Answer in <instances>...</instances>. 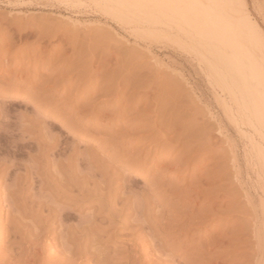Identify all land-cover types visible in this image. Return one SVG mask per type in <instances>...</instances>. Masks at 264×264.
<instances>
[{
  "label": "rangeland",
  "instance_id": "374dc122",
  "mask_svg": "<svg viewBox=\"0 0 264 264\" xmlns=\"http://www.w3.org/2000/svg\"><path fill=\"white\" fill-rule=\"evenodd\" d=\"M245 1L261 30L257 38L264 57V0ZM181 14L166 10L159 0H0V264H264V113L248 82L255 79L230 67L224 48L187 25ZM121 79L135 87L123 81L118 89ZM108 80H117L116 86L107 85ZM102 88L110 94H102ZM124 95L132 102L142 95L151 98L148 104L155 109L160 103L157 111L168 109L169 119L180 114L177 120L164 118L181 128H174L169 139L185 129L183 143L164 140L162 155H147L156 147L139 141L143 128L129 126L140 116L146 119L152 106L144 103L147 113L139 117L135 107L123 113L131 103ZM205 132L207 145L202 144ZM187 138L196 147L190 169L166 172L179 164L173 160L181 158V144L191 143ZM130 155H140L141 167L125 162ZM102 176L114 177L118 193L125 183L136 192H149L130 202L140 212L151 201L144 210L153 215L142 211L140 220L151 214L164 228L167 217L157 216L163 206L155 205L154 186L162 181L165 205L177 204L180 191L190 188L191 194L178 203L189 211L186 217L193 216L186 226L190 233L178 235L171 227L174 233H162L145 221L146 230L138 233L145 237L144 250L117 223L116 234L112 230L100 239L106 254L92 256L89 249L97 241L93 246L90 235L78 232L94 211L88 203L95 205L97 199L83 195L85 203L77 201L75 209L83 206L73 213L53 187L76 183L75 177L89 184ZM50 204L57 208L55 215ZM171 244H180L187 255H173Z\"/></svg>",
  "mask_w": 264,
  "mask_h": 264
},
{
  "label": "bare ground",
  "instance_id": "6f19581e",
  "mask_svg": "<svg viewBox=\"0 0 264 264\" xmlns=\"http://www.w3.org/2000/svg\"><path fill=\"white\" fill-rule=\"evenodd\" d=\"M157 1V0H156ZM159 2H160V4H161V6L162 7H164V8H166V10H173V11H175V10H177V9H179V10H181V12H182V17L184 18V21H185V23L187 24V25H192L194 28H198V29H200V31L203 33V34H206V35H208L209 37H210V39H212L214 42H216L219 46H221V47H223L224 48V53H225V55H226V59H227V63H228V65L230 66V67H232V68H234V69H236V70H238V71H240V72H242L246 77H248L249 79H255V80H248V82L251 84V85H253V87H254V95H255V102H256V104L259 106V108L260 109H262L263 110V113H264V57H263V48L259 45V43H258V38H257V34H259V32L261 31H259L258 30V25H257V23L253 20V18L251 17V12H250V10H249V7H248V5H247V2L245 1V0H159ZM171 12V11H170ZM178 13H179V11H177ZM166 13V12H165ZM168 15V14H167ZM259 31V32H258ZM261 34V33H260ZM200 40V39H199ZM202 40V39H201ZM262 41H263V44H264V39H262ZM104 50V49H103ZM95 51V49H93V51L92 52H94ZM96 51H97V49H96ZM101 50H99V52H100ZM105 51V50H104ZM108 52V51H107ZM107 52H105V53H107ZM78 53V52H77ZM77 53L75 54V56L77 55ZM83 52H80V54H82ZM89 53H91L90 51H89ZM88 53V54H89ZM95 53V52H94ZM96 53H98V52H96ZM100 53H102V52H100ZM103 54L104 53H102V56H103ZM79 55V54H78ZM77 55V56H78ZM87 55V54H86ZM108 55V54H107ZM73 56H74V54H73ZM72 56V57H73ZM77 56H76V58H77ZM83 56V55H82ZM88 56V55H87ZM87 56H85V57H87ZM93 56H95V55H93ZM93 56H92V58H93ZM81 57V56H80ZM84 57V56H83ZM98 57V56H97ZM97 57H95V58H97ZM107 58H108V56H107ZM87 59V58H86ZM102 59V58H101ZM105 61H106V56H105ZM65 60H67V59H65ZM80 61V58L79 59H76V62L77 61ZM82 60H83V58H82ZM81 60V61H82ZM90 60V59H89ZM88 60V61H89ZM97 60V59H96ZM99 60V59H98ZM101 62L103 61V60H100ZM112 61V60H111ZM262 61V62H261ZM74 62H75V60H74ZM76 62H75V64H76ZM85 61H82L81 63H84ZM91 62V61H90ZM113 62V61H112ZM65 63H66V61H65ZM87 63H89V62H87ZM103 63V62H102ZM109 62H107V64H108ZM90 64V63H89ZM100 64V63H99ZM74 65V64H73ZM78 65V64H77ZM83 65H86V63H84ZM94 65V64H93ZM106 65V64H105ZM64 66V65H63ZM79 66V65H78ZM65 67V66H64ZM63 67V68H64ZM68 67H70V65L68 66ZM84 67V66H83ZM82 67V68H83ZM88 67H90L89 65H88ZM104 67V66H103ZM72 68V67H71ZM75 68V67H74ZM80 68V67H79ZM91 68V67H90ZM96 68V67H95ZM70 70V69H69ZM72 70V69H71ZM74 70V69H73ZM76 70V69H75ZM81 71V70H80ZM98 71V70H97ZM127 71V70H126ZM67 72H69L68 70H67ZM73 72V71H72ZM74 72H76V71H74ZM73 72V73H74ZM92 72H94V71H92ZM123 72H124V70H123ZM71 73V72H70ZM86 73V72H85ZM100 73V72H99ZM122 73V72H121ZM78 74V73H77ZM82 74V73H81ZM101 74V73H100ZM99 74V75H100ZM104 74V73H103ZM83 75V74H82ZM81 75V76H82ZM122 75V74H121ZM125 75H127V73L125 72ZM125 75H122L123 77L125 76ZM80 76V77H81ZM83 76H86V75H83ZM91 76V75H90ZM118 76V75H117ZM122 76H120V77H122ZM80 77L78 78V80H80ZM94 77V76H93ZM116 77V76H115ZM143 77V76H142ZM141 77V78H142ZM91 78V77H90ZM125 78H126V76H125ZM128 79V78H127ZM122 80V79H121ZM120 80V81H121ZM129 80V79H128ZM127 80V81H128ZM91 81V80H90ZM111 81V80H110ZM110 81L108 80V84L107 85H109V86H111L112 84H116L117 83V80H115V82L116 83H114L113 81H111V82H113L112 84L110 83ZM119 81V80H118ZM123 81H125L126 82V80H122V82H118L115 86L119 89V88H121V83H123ZM136 81V80H135ZM146 81V80H145ZM106 82H107V80H106ZM129 82V81H128ZM133 82V81H132ZM141 82H142V80H141ZM110 83V84H109ZM134 83H137V82H134ZM145 83V82H144ZM144 83L142 82V84L144 85ZM125 84H127V82L125 83ZM140 84V83H139ZM142 84H140V85H142ZM93 85H95V84H93ZM106 85V86H107ZM114 85H113V87H114ZM124 85V84H123ZM130 84H127V86H129ZM136 85H138V84H136ZM142 85V86H143ZM96 86V85H95ZM108 86V87H109ZM131 86V85H130ZM132 86H134L133 84H132ZM132 86H131V88H132ZM125 87H126V85H125ZM135 87V86H134ZM137 87V86H136ZM139 87V86H138ZM137 87V88H138ZM117 88H116V90H117ZM128 88H130V87H128ZM140 88V87H139ZM138 88V89H139ZM143 88H146L145 86H143ZM103 90H104V88H102ZM101 89V93L102 94H104V92H105V94H110V91H108L107 92V90L108 89H105L104 91ZM134 89V88H133ZM136 89V88H135ZM115 90V88H114V91L117 93V91ZM123 90H124V88H122V92H123ZM100 91V90H99ZM113 93H115L113 90H111ZM145 92H146V94H147V91L145 90ZM151 92V91H150ZM119 93H121V91L119 90ZM142 93H143V91H142ZM98 94H100L99 92H98ZM123 94H127V91H126V93H123ZM122 93L120 94V95H123ZM144 94V93H143ZM145 94V95H146ZM117 95H119V94H117ZM145 95H142V96H140L139 98H137V100H135L134 102H132L133 100H131L130 101V99H127L126 97H125V95H124V97L127 99V100H129L128 102H127V104L129 103V102H131L130 103V105H128V106H125L126 108L124 109V111H123V113H126V111L128 110V109H130L131 107H135L134 109L136 110V111H138L139 112V114H138V116L137 117H139L140 116V114H142V115H144L143 113H147L146 111L148 110V106H147V108L145 109V108H143L142 109V105L144 104V103H146L147 101H148V99H149V101H151L150 99L151 98H148L147 96H146V98H145ZM99 96V95H98ZM108 96V95H107ZM134 96V95H133ZM132 96V97H133ZM118 97H120V96H118ZM131 97V98H132ZM95 98V97H94ZM93 99V98H92ZM121 99V98H120ZM119 99V100H120ZM122 99H123V96H122ZM125 99V101H127ZM134 99V98H133ZM153 100H154V98H153ZM152 100V101H153ZM121 102H122V100H121ZM120 102V103H121ZM119 103V102H118ZM119 103V104H120ZM123 103V102H122ZM151 103L152 102H149V104H148V102L145 104V105H151ZM155 103V102H154ZM99 104V103H98ZM158 104V103H157ZM120 105H122V104H120ZM144 105V106H145ZM154 105V104H153ZM156 105V104H155ZM117 106V105H116ZM143 106V107H144ZM152 106V105H151ZM176 106V105H175ZM119 107V106H118ZM116 108V107H115ZM141 108V109H140ZM154 109V107L152 106V107H150L149 108V110L150 111H152V113L153 114H155V116H156V119H153L152 120V118L153 117H155L154 115H152L153 117H150V115H151V112L150 111H148L150 114H147L145 117H146V119L145 118H143L142 116H140L141 118H137V119H135V121L133 122L132 121V124L129 126L130 128H135L136 129V127H141V129L143 128V130L141 131H139L138 133H143L142 135L140 134L139 136H140V138H138L139 139V141L140 142H143L142 144H144L146 147H148V146H152V147H156V149L154 150V151H152V149H150V150H148L147 152H146V154L147 155H150V154H152V153H159L158 155H162V153L165 151V149H166V145H164L163 144V141L165 140L166 142H170V144L172 145V144H177V142H179V141H182V143H183V140H181V137H183V138H185V137H187L186 135H184V134H186L184 131H185V129L183 130L182 129V131L181 130H179L182 134L180 135V134H177L176 133V136L174 137V138H168L169 137V134L171 133V132H173V130H174V128L176 129L177 128V130L180 128V127H176V122L174 123L173 121L171 122V123H169L165 118H167V117H169L168 116V114H170L171 112H170V110H171V108H169V112L170 113H168L167 114V112L166 111H168V109H164V107H163V111H162V106H161V109H158V111H162L163 113H164V116L163 117H161L162 116V114L163 113H158V111H157V108H160V103H159V107H157V108H155L154 110H151V109ZM133 109V108H132ZM173 109V108H172ZM118 110H119V108H118ZM165 110V111H164ZM172 111V110H171ZM175 111V110H174ZM165 113H166V115H167V117H165L166 115H165ZM173 114V113H172ZM175 115V114H174ZM177 115V114H176ZM180 115V114H179ZM178 115V116H179ZM171 116V115H170ZM178 116L176 117L175 116V118H174V116H172L173 118H174V120H177V118H178ZM148 117H150V118H148ZM165 117V118H164ZM171 117V119L173 120V118ZM180 118H181V116H179ZM147 118H148V120H151V122L149 121L148 122V120H147ZM180 118L178 119V120H180ZM145 119V120H144ZM167 119H169V118H167ZM171 119H169V120H171ZM147 120V121H146ZM166 121L168 122V123H166ZM178 123L180 124V121H178ZM207 124V123H206ZM205 125V124H204ZM203 125V126H204ZM209 125V124H208ZM211 126V125H210ZM212 127V126H211ZM204 128V127H203ZM207 128V127H206ZM206 128L204 129L205 131H206ZM209 128V127H208ZM208 128H207V131H208ZM181 129V128H180ZM174 131H176V130H174ZM179 131H177L178 133H180ZM187 132H189V131H187ZM206 133V134H205ZM204 133V139L205 140H203V143L202 144H206V143H209V136H208V134H207V132H205ZM115 135V134H114ZM153 135H154V137H153ZM187 135H188V137L190 136L188 133H187ZM185 136V137H184ZM191 138V137H190ZM190 138H187V139H190ZM175 140V142H173ZM190 142H191V139L189 140ZM172 142V143H171ZM186 143H188L187 145H185ZM194 142H191L190 144H189V142L188 141H186V142H184V144H181V146H183V148H182V151H181V158H179V159H174L173 160V162H178L179 164L178 165H172V167L170 168V167H168L167 169H165V171L166 172H168V170H173V171H175V173H179L180 171H182L183 169H185V168H187V169H190V165H191V162H192V160L193 159H191L192 158V156L193 155H195L194 153V149L196 148L195 147V145L193 144ZM147 144V145H146ZM163 144V145H162ZM169 144V143H168ZM167 144V145H168ZM144 145H142V146H144ZM179 145H180V143H179ZM179 145H178V148H179ZM207 145V144H206ZM205 145V146H206ZM170 146V145H169ZM168 147V146H167ZM172 148H173V146H171ZM174 147H177L176 145H174ZM201 148H202V146H201ZM206 148H207V146H206ZM173 149H177V148H173ZM162 150V151H161ZM206 150V149H205ZM161 151V152H160ZM197 151V150H196ZM145 152V148H143V150H140V153H144ZM205 152V151H204ZM139 153V152H138ZM137 155V154H136ZM136 155L135 156H133V157H135V158H133L131 155L129 156V158H126V160H125V162H127V163H132L130 166H132V167H134V168H139V167H141L140 166V160H139V157L138 156H140V155H138L137 156V158H136ZM185 158H189V161H187L184 165H180V163H182V162H184V159ZM193 158H194V156H193ZM172 160H170V162H171ZM165 163V162H164ZM161 164V163H160ZM129 165V164H128ZM171 166V165H170ZM165 168H166V166H165ZM170 168V169H169ZM162 170H164V168H162ZM76 178V183H73V182H68V183H65L63 186H59V187H57V186H54L53 188H54V190L58 193V195L59 196H61L62 198H64L65 200H64V203L65 204H67V205H69V206H72L71 208H74L75 209V206L77 205L78 206V204H77V201L80 203H85V202H83V198H82V196L83 195H87L88 193L92 196V197H94V199H97L96 201H97V204H93L95 201H92V202H89L88 204H89V208H94L93 210V212L91 213L90 212V214L89 215H87V217H85V218H88V219H86L87 221L85 222L86 224H88V225H86V227H88V228H84L82 231H81V229H80V231L78 230V228H77V230L79 231L78 233H80L81 232V234H83L84 236H87V235H90L91 237H88V239H90L89 241L91 242L90 244L91 245H93L94 244V242H96L97 241V247H94V248H86L85 246H83V247H85L86 249H89V250H91V251H89V252H91L90 254L93 256H95L96 254V256L99 258V256H101V255H103V254H106L105 252L103 253V251L101 250V248H100V243H101V241H100V239L102 240V238L103 237H105L106 235H107V233H109V231H112V230H114L115 231V234H116V230H118L117 229V223H120V224H122V225H125V227H127L128 229H129V231H127V238H130V240L131 241H134L135 243H136V245L138 246V248H142V249H144V250H147L146 249V247H145V242H144V240H145V237H141L138 233L140 232V231H142V230H146L145 228H146V226L148 227V226H150L152 223H155V224H157V226L156 227H158L159 226V230H160V232H162V233H164V232H167V230H169V231H171L172 229H169V227H171V228H173L174 230H175V232L176 233H178V235H180V234H189L190 233V228L188 229V227H186V226H188L189 224H191L193 221H192V214H188V217H186V214H185V212H189V211H187L186 210V208L185 207H180L179 208V206H181V205H179L178 203L182 200V199H184V197H182L183 195L185 196V195H190L191 194V190H190V188H188V190L186 191V192H183V191H180V189H178L179 191H180V193L179 194H181L182 196H181V198L179 197V199H181L180 201H178L177 202V204H170V205H165L166 203H165V201H164V199H162V198H164V197H166V193H164L163 192V189L161 190L160 188H162L161 187V185L163 184H161L160 185V183L162 182V181H160L159 182V184H158V187H159V189H158V187L156 186H154V184H156V183H152L151 185L152 186H154V189L153 188H151V189H153L154 190V192H158L157 194H158V198H157V201H158V203L156 202V204L155 205H157V204H159L161 207L163 206V209L162 210H160L158 213H157V216H159L160 218H163V217H167V219H165L166 221H165V225H166V227L164 228V227H162V222H155V221H153V219L151 220V217L153 218L154 216H151V212L153 211V210H151V211H149V210H144L145 209V207H151L152 205H150L151 204V201H150V204H148V202H147V204H146V202H145V207H144V209H142V211L144 212L145 211V213H146V211H148L147 213H151V214H147V218L144 220H140V215L139 214H141L142 213V211H138V210H140V208L138 209V208H135V207H133L134 206V204L132 203L131 204V202H130V198L132 197H134V196H138V194L140 195L141 194V196H143L144 194H146V190H143V191H141L140 190V192H136L135 190H134V188L132 187V185H130V184H128L127 185V183H125L124 184V187H123V185L122 186H119V187H123V188H120V189H122V193H118L119 191L117 190V192L115 191V189H117V187L116 188H114L116 185H118V184H116L115 185V179H113L112 177L110 178V179H107V177H104V176H102V177H99L98 179H97V181H92V183L90 184H88V182L87 181H80L79 179L77 180V177H75ZM117 179V178H116ZM162 179V178H161ZM73 180H75L74 178H73ZM91 180H94V179H91ZM53 181V179L51 180V182ZM54 182V181H53ZM62 182V181H61ZM60 182V183H61ZM117 182V181H116ZM63 183V182H62ZM53 183H51V185H52ZM55 185L57 184V183H54ZM53 184V185H54ZM61 185V184H60ZM89 185H92L91 187L89 186ZM115 185V186H114ZM137 190V189H136ZM177 190V191H178ZM146 191V192H145ZM163 192V193H162ZM76 193H78V194H76ZM149 192H147V194H148ZM143 194V195H142ZM152 194V193H151ZM154 195H156V193L154 194ZM136 196V197H137ZM146 196V195H145ZM152 196V195H151ZM151 196L150 197H148V195L146 196V197H148V201H149V198H151ZM24 197V196H23ZM155 197H157V196H155ZM169 197V196H168ZM187 197V196H186ZM186 197H185V199H186ZM143 198H144V196H143ZM188 198V197H187ZM83 199V200H82ZM90 199H91V197H90ZM93 199V200H94ZM139 199H140V196H139ZM81 200V201H80ZM86 200V199H85ZM84 200V201H85ZM88 200V199H87ZM134 200H136V198H134ZM140 200H142V199H140ZM151 200H152V198H151ZM165 200H166V198H165ZM170 200V199H169ZM24 201H26V197H25V199H24ZM28 201V200H27ZM145 201H147V199L145 200ZM139 202V201H138ZM142 201H140V203H141ZM25 203H27V202H25ZM54 203L56 204V202L54 201ZM135 203V202H134ZM136 203H137V201H136ZM181 203H182V201H181ZM180 203V204H181ZM24 203H22V205H23ZM49 204V203H48ZM138 204V203H137ZM154 204V203H153ZM24 205H26V204H24ZM24 205L22 206V207H24ZM51 205V204H50ZM143 205V204H142ZM20 206H21V204H20ZM47 206V205H46ZM52 206V207H51ZM50 207V211H51V214L52 215H55V213L53 214V212H55V210H57V208L55 209V206H53V205H51ZM76 206V207H77ZM82 206H83V204L82 205H80V207H78L79 209H81L82 208ZM138 206V205H137ZM136 206V207H137ZM160 206H157V208L159 207V209H160ZM27 207V206H26ZM48 207V206H47ZM154 207V206H153ZM29 208V207H28ZM45 208V207H44ZM43 208V209H44ZM142 208H143V206H142ZM25 209V208H24ZM78 209V210H79ZM147 209V208H146ZM149 209H151V208H149ZM153 209V208H152ZM26 210V209H25ZM61 210V209H60ZM62 210L64 211V209L62 208ZM77 209H75L74 210V212L73 213H75V211H76ZM77 210V211H78ZM41 211V210H40ZM44 211V210H43ZM49 211V210H48ZM49 211V212H50ZM70 211V210H69ZM76 211V212H77ZM59 213H60V211H58ZM58 212H56V215H57V213ZM48 213V212H47ZM59 213H58V215H59ZM70 213H72V212H70ZM144 213V214H145ZM49 214V213H48ZM62 213H60V215H61ZM68 214V213H67ZM63 215H64V213H63ZM69 215V214H68ZM71 215V214H70ZM141 215H143V213L141 214ZM153 215V214H152ZM48 216V215H47ZM64 216H67V215H64ZM156 216V215H155ZM181 216V217H180ZM192 216V217H191ZM71 217H73V216H71ZM134 218V220H131V218ZM142 217H146L145 215L144 216H142ZM52 218V217H51ZM62 218H63V216H62ZM61 218V219H62ZM67 218H69V217H67ZM84 218V219H85ZM205 218V217H204ZM49 219V218H48ZM53 219V218H52ZM142 219V218H141ZM155 219V218H154ZM199 219L200 220H203V218L202 217H199ZM50 220V219H49ZM80 220V219H79ZM156 220V219H155ZM159 220V219H158ZM164 220V219H163ZM189 220H191L190 222H189ZM195 220V219H194ZM145 221H147L148 222V225L147 224H145L146 222ZM63 222V221H62ZM152 222V223H151ZM77 223H80V221L79 222H77ZM82 225H83V223H81ZM80 224V225H81ZM146 226H145V225ZM150 224V225H149ZM61 225V224H60ZM78 226V227H81V226ZM117 225V226H116ZM154 225V224H153ZM152 225V226H153ZM85 226V225H84ZM185 226V227H184ZM83 227V226H82ZM151 227V226H150ZM118 228H123V227H118ZM75 230H76V228H74ZM156 230H157V228H155ZM75 230H73V232L75 231ZM77 230H76V232H77ZM173 231V230H172ZM171 231V232H172ZM158 232V231H157ZM71 233V232H70ZM114 232H112V234H113ZM173 233H174V231H173ZM75 234V233H74ZM111 234V235H112ZM114 234V235H115ZM124 234V233H123ZM72 235V234H71ZM144 235V234H143ZM142 235V236H143ZM78 236H80L79 234H76L75 235V237H73V235H72V238H76V237H78ZM113 236V235H112ZM111 236V237H112ZM79 238H82L81 236L79 237ZM86 238V237H85ZM142 238H144V239H142ZM147 238V237H146ZM87 239V238H86ZM86 239H84V240H86ZM129 240V239H128ZM129 240V241H130ZM79 241V240H78ZM146 241V240H145ZM133 242V243H134ZM80 243V242H79ZM104 244V243H103ZM148 244V243H147ZM81 245V244H80ZM93 246H95V245H93ZM92 246V247H93ZM151 246V245H150ZM87 247H89V246H87ZM99 247V248H98ZM84 248V251L86 250ZM137 248V247H136ZM135 248V249H136ZM149 248V247H148ZM154 248V247H153ZM152 247H151V249H153ZM168 248H169V250L172 252V254L173 255H178V254H184L185 256L187 255V253H185V252H183L182 251V249H181V245L180 244H177V246H175V245H168ZM155 250V249H154ZM37 251V250H36ZM63 251V250H62ZM81 251H83V250H81ZM88 251V250H87ZM106 251V250H105ZM134 251V250H133ZM137 251H138V249H137ZM137 251H134V253L136 252L137 253ZM141 251V250H140ZM39 252V251H38ZM60 252V251H59ZM109 252V251H108ZM204 252L206 253L207 252V250H204ZM203 252V253H204ZM145 253H146V251H145ZM209 253V252H208ZM61 254H63V252H61ZM82 254V253H81ZM109 254H110V252H109ZM51 255V254H50ZM54 255H55V253H54ZM57 255V254H56ZM108 255V254H107ZM67 256V254L65 255V257ZM86 256V255H85ZM106 256V255H105ZM143 256H144V254H143ZM159 256V255H158ZM61 257V256H60ZM68 257V256H67ZM146 257H147V253H146ZM145 257V258H146ZM189 257H191V255L189 256ZM54 258H56V257H54ZM101 258H102V256H101ZM106 258V257H105ZM149 259H150V257H148ZM184 258V260L187 258H185V257H183ZM58 259V258H57ZM61 259V258H60ZM67 259V258H66ZM80 259V258H79ZM107 259V258H106ZM111 259V258H110ZM136 259V258H135ZM190 259V258H189ZM59 260V259H58ZM68 260V259H67ZM99 260H101V259H99ZM108 260H109V258H108ZM140 260V259H139ZM61 261H65V259H64V257L62 256V260ZM61 261H59V262H61ZM101 261H103V260H101ZM105 261V260H104ZM103 261V262H104ZM135 261V260H134ZM191 261H192V259H191ZM57 262V261H56ZM78 262V261H77ZM140 262H142V261H140ZM65 263H66V261H65ZM64 263V264H65ZM80 263V262H79ZM105 263V262H104ZM185 263L186 264H189L188 263V260H185ZM61 264V263H60ZM62 264H63V262H62ZM106 264H107V262H106ZM130 264H132V263H130Z\"/></svg>",
  "mask_w": 264,
  "mask_h": 264
}]
</instances>
